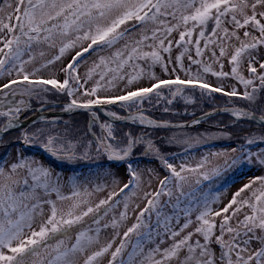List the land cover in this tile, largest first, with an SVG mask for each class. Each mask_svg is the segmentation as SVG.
I'll use <instances>...</instances> for the list:
<instances>
[{"label": "snow or ice", "instance_id": "obj_1", "mask_svg": "<svg viewBox=\"0 0 264 264\" xmlns=\"http://www.w3.org/2000/svg\"><path fill=\"white\" fill-rule=\"evenodd\" d=\"M8 6L11 7L10 4ZM249 7L251 15L245 11ZM258 7L264 8V0H254L250 6L247 0H243L241 4L235 3L234 0H16L13 12L7 16L8 22L0 19V32L7 31L9 34L0 38V43L3 45L0 47V74L11 75L13 70H17L18 76L22 74V80H10L9 83L0 86V95L8 98L6 102L0 100V116L8 117L7 123L0 127V133L15 128L19 122V114L29 109V105L25 104L24 100L11 99L16 95L14 89L11 93L5 91L12 85L22 82H26L24 95H33L37 85L40 86L41 91H48L46 86L50 85L55 91L74 97L89 80L98 76L94 85L81 93L82 96L90 97L89 99L81 102L72 98L64 106L65 111L78 108L88 110L92 116L90 128L98 121L97 113L92 111L93 106L118 103L128 108L136 106L137 112H129L127 116H118L115 112L107 113L116 120H127L155 127H175L169 123H157L144 115L145 100L151 102L152 94L159 99L164 88L171 92L173 98L181 94L184 87L191 86L209 90L211 93H223L228 97L241 96L245 100L254 101L257 89L254 87L252 92L247 90L248 86L253 84V80L245 79L239 73L238 66L242 54L264 46V22H262L264 11L257 12ZM237 12L243 17L242 20L237 18ZM13 17L15 23L12 22ZM229 18L234 29L251 25L259 32V36L247 30L244 32L245 39L230 57V62L233 64L231 73L222 70L223 64H220L221 71H213L210 64L200 59H193L191 56L188 57L190 66L185 69L184 55L188 51L187 45L192 43L190 38L197 28L200 29L199 39L195 41L197 57L203 55L200 39L206 41L204 48H208L209 44H216L220 39L217 37L218 29L222 30L224 38L235 37L240 40L235 30L230 33L227 28H222L224 20ZM209 21L214 23V27L206 37L205 29ZM150 24L154 25L150 34L142 31L139 39H129L137 29H146ZM181 28L184 30L179 31L176 45L183 46L184 50L176 57V61L188 78L181 80L179 75H176L175 79L163 80L151 72L148 75L154 82L149 87L133 88V85L145 76L140 61L150 62V67L159 64L164 72H168L169 64L165 62L161 53H168L169 62L171 61L173 42L168 40L166 45L165 40L172 32ZM121 41L125 43L117 48L116 45ZM149 41L151 43H148ZM39 44L57 49V54L42 63L41 68L54 65L66 53L76 50L71 60L60 69L65 74L62 82L55 78L36 80L29 78L30 73L25 71V64L31 63L35 56L29 55L28 60H23L22 57L26 52L31 51L33 45ZM146 48L150 50L146 51ZM105 49L115 50L110 56L100 55L85 73L82 82L78 69L84 62L85 55ZM225 54L226 49L221 44L220 56L223 57ZM40 55L44 56V53L41 52ZM212 57L214 62H219L215 51L212 52ZM251 62L252 57L249 55V71L255 76L257 69L251 66ZM191 65L198 66L195 73L191 71ZM260 68L264 69V63H260ZM172 71L175 73L176 68L173 67ZM202 73H211L218 78H227L231 75L245 86V91L241 94L233 87L231 91L224 92L222 85L212 87L204 82ZM257 78L260 87L264 89V74ZM120 83L124 85L122 89L124 94L99 95L100 91L115 89ZM171 102L168 100V103ZM165 111L168 109L165 108ZM225 111L231 112L237 119L243 117L264 124V115L257 116L251 111L239 108L225 109ZM50 123L54 124L55 121ZM100 127L102 132L106 130V134L99 137L93 134V140L82 145L85 155L95 143L98 153L106 154L109 161L122 163L128 160L137 146L142 145L144 157L160 160L170 171L169 176L160 180L157 191L145 193L147 205L139 212L136 223L123 233L119 246L111 251L108 264H137V257H140L139 264H264V175L250 179L232 195L231 200L223 208L215 211L212 205L217 203L221 193H201L197 196L200 189L186 193L184 185L189 180V175L185 173L196 174V183L200 184L201 180H211L213 176L220 175L221 169L218 166L210 171H201L208 162L204 158L195 167H188L182 163L177 170L151 139L145 136L134 137L129 132L125 133V142L121 143L114 136L111 124L102 123ZM42 136L45 140L41 147L53 157L60 160L78 158L77 145L70 141H62L59 134L54 135L43 128H38L31 134L27 131L22 132V142L28 144L33 140L39 141ZM254 142L252 139L247 140L249 145ZM259 142L264 143V136L259 138ZM235 151L236 149H233V152ZM259 157H264V150L259 153ZM257 162L264 166V158H258ZM243 163H252L251 153L245 151L241 156L233 158L230 163L226 162L229 168ZM5 165L6 162L0 163V264H98L99 260L110 252L115 240L113 237L112 241L101 245L99 239L101 220L107 216L114 204L119 203L114 201L113 197L124 194L125 211L120 216L123 220L127 216L128 199L134 194V190L139 188L141 182L140 172L131 163H127L130 176L128 183L119 189V193L110 192L107 199H101L93 205L90 199L93 192L103 191L106 185L97 183L93 192H89L86 187L81 190L79 180L74 176L69 178L70 194L64 195L61 192L60 174L53 173L51 168L45 167L41 162L18 153L17 160L7 165V170ZM99 176L98 173L97 177ZM103 176H113V173L105 170ZM112 182L118 183L114 176ZM170 185H173L179 193L175 197V204H172L173 210L179 207L181 197L191 198L201 209L196 217L197 226L183 236L181 233L193 223L190 218L192 209L190 207L184 209L185 222L178 231L175 230L172 221L176 220L178 223L179 218L175 214L169 216L163 210L168 203H171L173 197ZM41 191L45 197L56 193L59 201H70V203L66 209L58 207L55 200L43 199L40 195ZM246 192L248 195H245ZM164 195H167L169 200L162 204L161 197ZM45 204L49 205V215L34 227L35 217L38 214L43 215ZM102 206H107L103 212H101ZM245 207L251 209V213H245L244 218L238 220L237 226L233 227L230 223L231 219ZM230 209L231 214H229ZM153 213L156 215L155 225L151 223ZM90 215L92 224L96 225L95 229L81 226L84 219ZM215 217H222L219 235H215L217 228ZM108 227H119V221L114 218L110 223L103 225V228ZM257 232L260 234L257 235ZM73 233H75L74 241ZM130 234H135L136 243L128 253L127 259H124L123 253ZM225 234L229 236L227 241L224 239ZM194 235L202 237L203 242L201 239L193 241ZM241 237L244 238L240 239ZM165 238L172 243L167 247H161L165 243ZM253 241H257L260 247L249 252V246ZM213 243L221 248L218 258L211 247ZM145 244H153L154 247L145 250ZM78 257L82 259L78 260Z\"/></svg>", "mask_w": 264, "mask_h": 264}, {"label": "rangeland", "instance_id": "obj_2", "mask_svg": "<svg viewBox=\"0 0 264 264\" xmlns=\"http://www.w3.org/2000/svg\"><path fill=\"white\" fill-rule=\"evenodd\" d=\"M235 3L241 4L243 0H234ZM254 0H247L249 6L253 3ZM11 5L9 7L8 5ZM16 6V0H0V19H3L4 22L7 21V16L9 13L13 12V9ZM247 13L251 15V8L246 9ZM257 12L264 11V8L258 7ZM237 18L243 19V17L237 12ZM259 18V17H257ZM223 19V18H222ZM13 23H15V18L13 17ZM174 23V21H172ZM264 22V21H262ZM152 27L154 25L146 26V29H137L136 32L132 33L129 39H139L142 31H147L150 34ZM214 27V23L209 21L207 29H205L206 37L210 34L211 29ZM222 28H227L231 33L233 30L237 32L240 37V40H237L235 37L231 39H227L223 37L222 30H217V37H220L217 40L216 44H209L208 48H204L205 39H200V46L203 50V55L200 57L196 56L195 53V41L199 39L198 33L199 28H197L192 37L190 38L192 43L187 45L188 51L184 55L183 63L185 69L189 68L190 61L188 59L191 56L193 59H200L204 63L210 64L213 68V71H221L220 64H223V71L231 73V69L233 64L230 62V57L233 54L236 47L240 46L241 41L245 39L244 32L247 30L251 32L253 35L259 36V32L251 27V25L245 26V28L234 29V25L231 23L230 18L225 19L222 24ZM184 30L183 28L174 31L170 36L165 40V44L167 45L168 40L173 42L172 51H171V61L169 62V54L161 53L164 57L166 63L169 64L168 72H164L162 67L157 64L155 66L150 67V62L148 61H140L141 66L145 70V76L137 81L133 88L136 87H149L154 81L149 78V73L154 72L156 77H159L163 80L175 79L176 75H179L181 80H184L187 77L185 71L180 70L176 57L184 50L183 46H177L176 41L179 40V31ZM9 34L7 31L0 32V38L7 37ZM186 39H189L186 37ZM215 39V38H214ZM125 41H121L117 48L122 47ZM148 43H151L149 41ZM221 44L226 49V54L221 57L220 56V46ZM2 43H0V47H2ZM86 46V44H85ZM78 50V49H77ZM115 49H105L100 52L92 53L91 55L86 54L85 60L80 64L78 69L79 75L81 76L82 82L85 77V73L89 68L92 67L93 62L98 60L100 55L110 56L111 52ZM150 50V49H145ZM76 50H72L69 53H66L64 57L60 61H57L54 65H51L47 68H41V64L44 63L47 59L57 54L56 48H49L45 44L33 45L30 52H26L22 57L23 60H28L29 55L35 56V59L31 63L25 64V71L30 73L29 78L31 80H36L39 78L49 79L55 78L60 80L61 82L65 78V74L60 70L63 66H65L70 60L71 57L75 55ZM215 51L216 57L219 58V62H214V58L212 57V52ZM43 52L44 56H41L40 53ZM249 55L252 57L251 66L257 69L256 75L253 76L249 71ZM260 63H264V46H259L255 50H249L242 54L240 58V64L238 66L239 73L245 79H252L253 84L248 86L247 90L252 92L253 88L257 89L255 94L256 98L254 101H248L241 96L236 97H228L223 93H211L209 90L200 89L199 87L193 88L191 86L184 87V90L181 94L177 95L175 98L171 96V92L164 88L161 93V97L158 99L155 94H152L151 102L145 100L143 104L144 115L149 118L155 119L157 121H171L177 123H184L194 118L206 113L211 112L216 109L225 108V107H238L244 108L256 115H264V89L260 87L259 79L257 78L259 75L264 74V69L260 68ZM173 67L176 68V72L173 73ZM197 65H191V71L195 73L197 71ZM39 69V71H35ZM204 82L209 83L212 87L223 86L224 92H229L235 87L238 93H243L245 91V86L241 84L235 77L229 76L227 78H218L211 73H202ZM98 79V76H94L92 80H89L87 84L84 85V88L80 89L77 93H75L74 97H69L66 93L57 92L52 89V86H46L48 91H41L40 86L37 85L35 88V92L33 95L25 96V103L30 105L27 99H30L31 105L34 107H41L46 104H63L60 108L61 112L68 113L70 111H65L64 106L70 101L72 98H76L79 101H84L89 99L90 97L82 96L81 93L84 89L91 88L94 85V81ZM10 80H22V74L20 76L17 75V70H13L11 75L7 73L0 74V84L9 83ZM26 87V82L18 83L16 85H12L10 89L5 90L10 92L11 90H15L16 92H21V95H24V88ZM124 85L120 83L115 89L102 90L99 92L101 96H115L124 94L122 89ZM10 90V91H9ZM175 89L173 88L172 91ZM2 98V95H1ZM168 100H171V103H168ZM208 102L209 105L205 106V103ZM212 107L209 108L208 107ZM165 108L168 111H165ZM105 113L115 112L118 116H127L129 112L136 113L137 107L133 106L131 108L121 106L118 104H112L103 109ZM6 111V110H5ZM97 112V111H95ZM57 113V112H56ZM58 117V121L55 123H50L54 120L43 121L40 119L37 123L32 124L31 127L24 130L29 134L34 132L38 128H43L45 130L51 131L52 134H59L62 137V141H70L71 143L77 145L76 156L78 158L73 160H60L52 155H48V157L39 155L38 153L34 155L26 154V152H31V148H40L41 144L44 142L45 137H40L39 141L33 140L34 143L29 148L22 149L21 146H15L12 148L7 159L2 160V151H1V163L6 162L5 168L7 170V165L15 162L17 160L18 153L23 154L24 156L31 157L39 162H41L45 167H49L52 169L53 173H59L61 176V192L64 195H69L71 192L70 188V177H77L79 183L81 185V190L83 188H87L89 192H93L94 186L97 183L104 184L106 187L103 191L93 192L91 196V203L95 205L101 199H107L110 192L119 193V189L123 187L124 184L128 183L130 176L128 174V169L126 167L127 163H131L137 171L140 172L141 182L139 188L134 190V194L130 195L128 199V209L127 216L125 219L121 220V213L125 211L124 208V194H119L118 196L113 197L114 201H119L112 206L111 210L108 212L107 216H105L101 220V232L99 234L100 244H106L109 241L113 240L115 237L114 243L112 245V249L108 254H105L103 258H101L98 264H108L110 259L111 251H114L117 246H119L121 240L123 239V233L127 231L129 227H131L134 223H136V218L139 215V212L147 205V199L145 198V193H154L160 187V180H162L165 176L170 175V171L165 168L161 161L156 158H146L142 155L144 152V147L137 146L131 156L128 158V161L117 163L113 161H109L106 154L102 152H97L95 149V143H93L92 147L87 150V155H85V149L82 145H86L88 141L93 140V134L96 136H101L106 134V130L102 132L100 124L108 123L113 127V134L118 141L121 143L125 142V133H131L134 137L145 136L143 135L146 130L151 131L148 136H145L147 139H152L157 147H159L160 151L169 158V162L173 163L177 170H179L180 165L182 163L186 164L188 167H195L202 159L206 158L207 163L205 164L204 169L201 171H210L215 167H219L221 169L220 175L213 176L211 180H201L200 184L196 183V174H187L189 175V180L184 185V191L190 192L195 189H200V192H197V196L202 194H210V193H221L219 200L217 203L212 205V208L215 211H219L223 208L232 198V195L239 190L244 184L248 183L250 179L254 178L258 175H264V166L259 165L257 162L259 157V153L264 150V143L259 142V138L264 136V124H260L258 122L250 121L247 118L243 120H236L231 113L230 114H217L210 118H208L204 123L194 128H178V129H157L154 126L141 125L138 122L128 121L125 124H120L119 120L109 119L105 116L100 115V122H96L92 126V132L89 129V118L92 117L90 112L88 113H79L76 115H64V116H56ZM31 118V117H30ZM27 119L20 118L19 121H26ZM61 119V120H60ZM8 117L1 116V127L7 123ZM18 122L17 124H19ZM67 123V124H65ZM23 131V132H24ZM121 131V132H120ZM154 131V132H153ZM22 134V133H21ZM18 133V136L21 135ZM252 139L255 142L252 144H248L247 140ZM243 146V147H242ZM233 149H236L233 152ZM40 150V149H39ZM249 152L252 154V163H243L241 165L232 166L231 168L227 167L226 162H229L237 157L241 156L243 152ZM174 154V155H173ZM105 170L111 171L113 176L118 181V183L113 184V176L104 177L103 173ZM100 174L99 178L97 174ZM24 174V173H21ZM175 182H173L174 185ZM170 185L171 190L173 192V197L171 203L167 204L163 210L169 216L176 215L179 218L178 223L176 220L172 221V227L175 230H179L180 226L185 222V213L184 209L191 208L192 211L190 213V218L193 223L181 233V236L187 234L190 231H193L197 226L196 217L200 212V208L197 207L194 201L191 198L181 197V203L176 210H173L172 204H175V197L178 195L177 189ZM128 192L129 190H125ZM43 199H51L57 202L58 207L67 208L70 201L61 202L57 199L56 193H51L50 196L45 197L43 192L40 193ZM245 195H248L246 192ZM150 198V197H149ZM169 200L167 195L161 197V203L165 204ZM110 203H112L110 201ZM107 206H102L101 212H103L104 208ZM49 205L45 204L43 206V215H37L34 221V227H37L39 223L46 219L49 215ZM231 209L229 210V214H231ZM245 213H251V209L248 207L243 208L241 212H239L236 216H234L230 223L233 227L237 226V221L242 220L244 218ZM119 221V227L117 228H103L104 224L110 223L113 219ZM147 219V217H145ZM215 222L217 224V228L215 230V235H219V224L222 220V217H215ZM156 215L152 214L151 223L155 225ZM82 227H91L93 229L96 228V225L91 222V215L86 217L82 222ZM27 231V230H26ZM119 233V235H116ZM260 233L257 232V235ZM180 237H177L179 239ZM241 237L240 239H243ZM75 239V233H73L72 240ZM201 239L202 237L194 235L192 240ZM215 237H213V240ZM224 239L227 241L229 236L225 234ZM127 247L124 250L123 258L127 259V255L132 251L133 245L136 243L135 234H130L129 239L126 242ZM172 243L171 240L165 238V243L161 245V247H167ZM150 247H154L153 244H145V250ZM213 251L215 252L217 258L220 255L221 248L218 244L213 243L211 245ZM260 244L257 241H253L249 246V252L258 249ZM247 255V253H245ZM82 259L78 257V260ZM119 259V258H118ZM140 257H137V264H139Z\"/></svg>", "mask_w": 264, "mask_h": 264}, {"label": "flooded vegetation", "instance_id": "obj_3", "mask_svg": "<svg viewBox=\"0 0 264 264\" xmlns=\"http://www.w3.org/2000/svg\"><path fill=\"white\" fill-rule=\"evenodd\" d=\"M0 86H1V84H0ZM11 91L9 93H11ZM25 96L26 95H21V92H16V95L14 97H11V99L13 101H19V100L26 101L25 100ZM7 99H8L7 97H3V96L1 98V95H0V100H3V101L6 102ZM27 100H28V102H30L29 109L27 111H22L19 114V119L20 118H22V119L30 118V117H32L33 115H35L38 112V108L39 107H34L33 105H31L30 99H27ZM4 110H7V108L5 107ZM61 111H63V110H61L58 107H53V108H49V109L42 110L41 111V112H43L42 113L43 115L41 116V117H43L42 120L43 121H47V120H50L51 119V120H54V121H58V119H59L58 117H50V116L45 115V113H47V112H55V113L57 112L58 113V112H61ZM97 116H98V119L100 120V117H99L98 114H97ZM91 118L92 117H90V119ZM39 120H40V118L37 119V120H35V121H33V122H31L28 126L22 128V129H19L17 131H15L16 134H12L11 135L12 132H10V133L2 136V140H0V163H1V161L3 159H5V160L7 159V157L9 156L12 148L15 147V146H21L22 149H25V148H29L30 149V146H32L34 143H32V142H30L28 144L23 143L22 142V134L21 133L24 130H26L29 127H31L32 124H34V123L36 124L37 121H39ZM0 127H1V116H0ZM18 133L21 134V135L18 136ZM143 135L148 136V132L145 131ZM31 149H33V150H31V152H26V154H29L30 153V155H34V154L38 153L39 155H42V156H45V157H48V155H49V153L47 151H45V149L43 147H40V148H31ZM1 151L3 153L2 154V160H1Z\"/></svg>", "mask_w": 264, "mask_h": 264}, {"label": "water", "instance_id": "obj_4", "mask_svg": "<svg viewBox=\"0 0 264 264\" xmlns=\"http://www.w3.org/2000/svg\"><path fill=\"white\" fill-rule=\"evenodd\" d=\"M63 104H47V105H43L41 107L38 108V112L33 115L31 118H29L28 120L22 122V121H19L20 123L17 124V126L15 128H12L10 129L9 131L7 132H4V133H0V135L4 136L10 132H13V131H16V130H19V129H22L26 126H28L31 122L39 119L43 114V112H41L42 110H45V109H49V108H53V107H58V106H62ZM109 105H104V106H101V105H95L93 106V109L92 110H98L103 116L109 118V119H112L110 116L107 115V113H105V111L103 110L105 107H107ZM235 108H238V107H235ZM225 109H234V107H225V108H220V109H216V110H213L211 112H207V113H211V115H205L206 113L194 118L193 120H190V121H187V122H184V123H177V122H170V121H157L155 119H152L154 121H156L157 123H169L171 125H175V127H155L157 129H178V128H194L196 126H199L201 125L205 120H207L208 118L214 116V115H219V114H230L231 112L229 111H225ZM239 109H242V110H246V111H249L247 109H244V108H239ZM88 110L86 109H82V108H78V109H72L70 112L68 113H65V112H58V113H55V112H47L45 113V115L47 116H50V117H56V116H64V115H73V114H77V113H81V112H87ZM258 116V115H257ZM148 117V116H147ZM149 118V117H148ZM245 118L241 117L239 119L236 118V120H243ZM248 119V118H247ZM250 121H253L251 119H248ZM120 123H127L128 121L127 120H119ZM193 121H199V123H193ZM256 122V121H254ZM133 123V122H131ZM181 125H183V127H181Z\"/></svg>", "mask_w": 264, "mask_h": 264}, {"label": "bare ground", "instance_id": "obj_5", "mask_svg": "<svg viewBox=\"0 0 264 264\" xmlns=\"http://www.w3.org/2000/svg\"><path fill=\"white\" fill-rule=\"evenodd\" d=\"M58 107H60V106H58ZM92 111H97L96 113H97L99 116L102 115L98 110H92ZM87 112L89 113V111H87ZM87 112H81V113H85V114H86ZM206 113H207V112H206ZM77 114H79V113H77ZM73 115H76V114H73ZM102 116H103V115H102ZM90 121H92V118H91V119L89 118V124H90ZM205 121H206V120H205ZM205 121H204V122H205ZM97 122H100V120L98 119ZM170 122H171V121H170ZM204 122H203V123H204ZM89 124H88V125H89ZM120 124H125V123H120ZM92 125H93V124H92ZM91 127H92V126H91ZM146 131H147V130H146ZM120 132H121V131H120ZM147 132H148V135H149V133H150L151 131H147ZM127 161H128V160H127Z\"/></svg>", "mask_w": 264, "mask_h": 264}, {"label": "trees", "instance_id": "obj_6", "mask_svg": "<svg viewBox=\"0 0 264 264\" xmlns=\"http://www.w3.org/2000/svg\"><path fill=\"white\" fill-rule=\"evenodd\" d=\"M208 105H209V103H208V102H206V103H205V106H208ZM209 108H212V107H210V106H209V107H208V109H209ZM65 124H67V123H65ZM92 126H93V125H92ZM89 129H90V130H91V132H92V127H91V128H89ZM16 131H17V130H16ZM147 131H148V130H147ZM153 132H154V131H153ZM12 134H16V132L14 131V132H12V133H11V135H12ZM149 139H150V138H149ZM151 140H152V139H151Z\"/></svg>", "mask_w": 264, "mask_h": 264}]
</instances>
